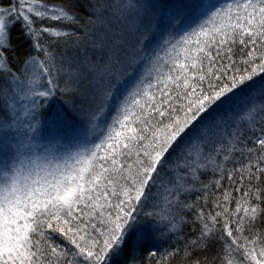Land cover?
<instances>
[{
	"label": "snow or ice",
	"instance_id": "1",
	"mask_svg": "<svg viewBox=\"0 0 264 264\" xmlns=\"http://www.w3.org/2000/svg\"><path fill=\"white\" fill-rule=\"evenodd\" d=\"M177 257L264 264V0H0V264Z\"/></svg>",
	"mask_w": 264,
	"mask_h": 264
},
{
	"label": "trees",
	"instance_id": "2",
	"mask_svg": "<svg viewBox=\"0 0 264 264\" xmlns=\"http://www.w3.org/2000/svg\"><path fill=\"white\" fill-rule=\"evenodd\" d=\"M80 3H87V0H79ZM149 2H166V3H175L177 2V0H149ZM186 232H190L189 229H185ZM176 241L173 239L171 241H169L168 243H162L159 249H153V251H163L164 249H171V246L173 244H175ZM178 246V245H177ZM144 256L147 257V252L144 253ZM179 257L176 258V260H174L172 262V264H177V262L179 261Z\"/></svg>",
	"mask_w": 264,
	"mask_h": 264
}]
</instances>
